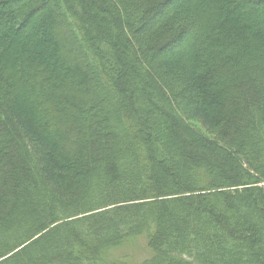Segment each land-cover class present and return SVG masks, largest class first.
Wrapping results in <instances>:
<instances>
[{"label":"trees","instance_id":"16d2710c","mask_svg":"<svg viewBox=\"0 0 264 264\" xmlns=\"http://www.w3.org/2000/svg\"><path fill=\"white\" fill-rule=\"evenodd\" d=\"M0 7V264H264V0Z\"/></svg>","mask_w":264,"mask_h":264},{"label":"rangeland","instance_id":"374dc122","mask_svg":"<svg viewBox=\"0 0 264 264\" xmlns=\"http://www.w3.org/2000/svg\"><path fill=\"white\" fill-rule=\"evenodd\" d=\"M8 9V7H0V10ZM93 24L96 26L97 22H93ZM12 29V25L9 23H5L0 27V40L1 37H3V34L9 35L10 31ZM23 32V31H22ZM164 79L165 77L162 76ZM188 123L192 126L197 128L203 135L207 136L208 138H213L212 134L208 133L205 129H203L200 124L194 120L189 119ZM152 255V253L149 251L146 245V239L142 236L134 238L131 242L124 245L123 247H120L119 249L113 251L112 256L117 257H123L128 258V261H142L143 259L149 257ZM187 263H190V261L186 260Z\"/></svg>","mask_w":264,"mask_h":264}]
</instances>
